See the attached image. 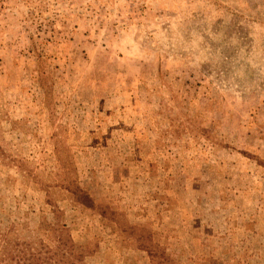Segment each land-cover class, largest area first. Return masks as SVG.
I'll list each match as a JSON object with an SVG mask.
<instances>
[{
  "label": "rangeland",
  "instance_id": "rangeland-1",
  "mask_svg": "<svg viewBox=\"0 0 264 264\" xmlns=\"http://www.w3.org/2000/svg\"><path fill=\"white\" fill-rule=\"evenodd\" d=\"M58 222L86 264H264V0H0V254Z\"/></svg>",
  "mask_w": 264,
  "mask_h": 264
},
{
  "label": "trees",
  "instance_id": "trees-1",
  "mask_svg": "<svg viewBox=\"0 0 264 264\" xmlns=\"http://www.w3.org/2000/svg\"><path fill=\"white\" fill-rule=\"evenodd\" d=\"M79 192L81 198L86 199L81 203L86 204L90 197L82 190ZM50 233H54L55 246L53 248L44 243H41L40 247H35L31 243L18 241L12 248H5L0 254V264H86L88 257L86 251L82 253L79 251V247L76 246L64 226H60L58 222L57 226L50 229ZM148 244L150 247L144 250L148 252L152 264L170 262V258L160 249L158 250L157 246Z\"/></svg>",
  "mask_w": 264,
  "mask_h": 264
}]
</instances>
